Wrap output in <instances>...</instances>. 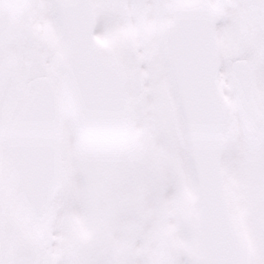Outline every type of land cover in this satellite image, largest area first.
<instances>
[{
  "label": "snow or ice",
  "instance_id": "obj_1",
  "mask_svg": "<svg viewBox=\"0 0 264 264\" xmlns=\"http://www.w3.org/2000/svg\"><path fill=\"white\" fill-rule=\"evenodd\" d=\"M0 264H264V0H0Z\"/></svg>",
  "mask_w": 264,
  "mask_h": 264
}]
</instances>
